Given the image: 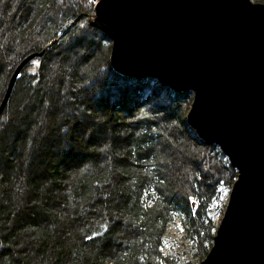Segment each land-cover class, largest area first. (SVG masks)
Here are the masks:
<instances>
[{
	"label": "trees",
	"instance_id": "1",
	"mask_svg": "<svg viewBox=\"0 0 264 264\" xmlns=\"http://www.w3.org/2000/svg\"><path fill=\"white\" fill-rule=\"evenodd\" d=\"M4 1L0 103L44 53L0 116V264H193L166 236L176 219L202 260L237 171L189 124L193 92L118 73L92 0Z\"/></svg>",
	"mask_w": 264,
	"mask_h": 264
},
{
	"label": "water",
	"instance_id": "2",
	"mask_svg": "<svg viewBox=\"0 0 264 264\" xmlns=\"http://www.w3.org/2000/svg\"><path fill=\"white\" fill-rule=\"evenodd\" d=\"M94 10L91 25L112 42V67L192 91L189 124L237 171L212 247L199 264H264V2L98 0ZM43 53L18 64L0 115L22 69Z\"/></svg>",
	"mask_w": 264,
	"mask_h": 264
},
{
	"label": "rangeland",
	"instance_id": "3",
	"mask_svg": "<svg viewBox=\"0 0 264 264\" xmlns=\"http://www.w3.org/2000/svg\"><path fill=\"white\" fill-rule=\"evenodd\" d=\"M4 0L0 1V9H1V5L3 3ZM16 0H13V5L15 4ZM255 1H258V0H255ZM4 2H7L9 4H12V1L11 0H8V1H4ZM39 2H41V0H39ZM93 2V7H95L96 3L98 2V0H92ZM259 2V1H258ZM260 2H264V1H260ZM35 6V5H34ZM42 6L40 3H39V7ZM95 11V10H94ZM1 12V11H0ZM95 14V12H94ZM93 14V15H94ZM61 15H64V13L62 12ZM93 15L90 16V20L92 19ZM31 15H28V18L32 19V17H30ZM81 16L77 17L76 19H73L70 21V23L66 26L65 29H61L60 30V36L62 37L74 24H76L78 22V20L80 19ZM76 20V21H75ZM75 21V22H74ZM74 22V23H73ZM72 24V26H70L69 28V25ZM101 31V30H100ZM91 38H93L94 36L89 34ZM60 37V38H61ZM57 37H54L52 38L51 40H49V42L46 44L45 48H47L48 46H51L53 45V43L55 42L54 39H56ZM59 38V39H60ZM58 39V40H59ZM54 40V41H53ZM95 40V38H94ZM93 40V41H94ZM93 41H92V44H93ZM96 42V41H95ZM91 50H88L86 48H83V47H77L73 53L77 55V57H84V53H85V56L87 55H92V54H98L97 53V50L94 48V47H90ZM86 53H88L86 55ZM29 55V54H28ZM99 55V54H98ZM101 56H98V59L100 60ZM193 101V100H192ZM2 103V102H1ZM0 103V105H1ZM7 105V104H6ZM6 105H5V108H6ZM4 108V109H5ZM191 108V107H190ZM4 109L1 113V115L3 114L4 112ZM190 110V109H189ZM188 110V111H189ZM0 115V116H1ZM213 167L212 169L216 172L218 170V164L217 163H212ZM211 169V170H212ZM229 192H230V189L229 190H226L223 195H222V201H221V213L215 218V222L218 224V222L220 221L219 219H221L223 217V212L225 210V200L228 198V195H229ZM176 226H171L170 227V231L169 233L167 234V237H169L170 241H172L174 244H175V248L173 249V251L175 252V255L174 256H180L184 259H189L193 262V264H199L201 262L200 260V257L197 256V248H195V246L191 247L192 244L189 240L186 239L185 237V229H184V226L181 222L178 221V219H176ZM182 229V230H181ZM182 245V246H181ZM187 250V252H184L183 250Z\"/></svg>",
	"mask_w": 264,
	"mask_h": 264
},
{
	"label": "snow or ice",
	"instance_id": "4",
	"mask_svg": "<svg viewBox=\"0 0 264 264\" xmlns=\"http://www.w3.org/2000/svg\"><path fill=\"white\" fill-rule=\"evenodd\" d=\"M33 63H36V61H33ZM193 203H195V201H193ZM182 230V229H181ZM213 231H214V229H213ZM89 239H91V237H89Z\"/></svg>",
	"mask_w": 264,
	"mask_h": 264
},
{
	"label": "bare ground",
	"instance_id": "5",
	"mask_svg": "<svg viewBox=\"0 0 264 264\" xmlns=\"http://www.w3.org/2000/svg\"><path fill=\"white\" fill-rule=\"evenodd\" d=\"M56 40H58V39H56ZM170 227H171V226H170ZM184 229H185V227H184ZM169 231H170V229H169ZM168 233H169V232H168ZM168 233H167V234H168ZM167 234H166V236H167ZM201 261H202V260H201Z\"/></svg>",
	"mask_w": 264,
	"mask_h": 264
},
{
	"label": "built area",
	"instance_id": "6",
	"mask_svg": "<svg viewBox=\"0 0 264 264\" xmlns=\"http://www.w3.org/2000/svg\"><path fill=\"white\" fill-rule=\"evenodd\" d=\"M227 201H228V198L226 199V202L225 203H227Z\"/></svg>",
	"mask_w": 264,
	"mask_h": 264
}]
</instances>
